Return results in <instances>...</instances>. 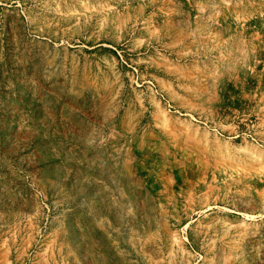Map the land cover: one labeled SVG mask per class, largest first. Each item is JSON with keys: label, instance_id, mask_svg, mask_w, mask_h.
Segmentation results:
<instances>
[{"label": "rangeland", "instance_id": "374dc122", "mask_svg": "<svg viewBox=\"0 0 264 264\" xmlns=\"http://www.w3.org/2000/svg\"><path fill=\"white\" fill-rule=\"evenodd\" d=\"M0 264H264V0H0Z\"/></svg>", "mask_w": 264, "mask_h": 264}]
</instances>
